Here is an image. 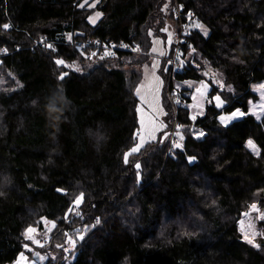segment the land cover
<instances>
[{
    "label": "trees",
    "instance_id": "1",
    "mask_svg": "<svg viewBox=\"0 0 264 264\" xmlns=\"http://www.w3.org/2000/svg\"><path fill=\"white\" fill-rule=\"evenodd\" d=\"M106 1L0 0V264L21 253H39L41 264H264L262 220L260 247L236 227L254 203L252 228L264 214V113L247 112L252 85L264 84V0H178L181 17L202 27L186 30L182 63L166 68L172 0ZM39 36L48 44H35ZM155 37L168 46L157 69L166 129L133 152L135 89ZM96 40L137 41L144 52L108 54ZM206 68L224 85L210 82L211 92L229 104L192 116L174 85L205 80ZM237 106L242 118L217 121ZM174 122L181 147L170 152Z\"/></svg>",
    "mask_w": 264,
    "mask_h": 264
},
{
    "label": "rangeland",
    "instance_id": "2",
    "mask_svg": "<svg viewBox=\"0 0 264 264\" xmlns=\"http://www.w3.org/2000/svg\"><path fill=\"white\" fill-rule=\"evenodd\" d=\"M85 4L87 6H92L94 5L96 2H98V0H85ZM99 13V12H96ZM95 15L93 16V20H96L98 17ZM187 22H189L188 24H186ZM191 20H185L184 18H182V23L184 25V30L186 33V30H189L191 28V26H195V27H199L197 22L194 23H190ZM179 29V22L173 20H168L164 27H163V32L165 34V42L169 43L170 40H173V38H171L172 33H168L170 31ZM152 46H151V50H150V57H151V64H144L142 66V70H143V75H142V80L140 81V83L137 85L136 89H135V95L138 99V104H137V109H139V111L137 110V115H138V122H139V130L138 132L143 133L145 135V140L142 142L140 140V136L138 135L137 137V143L133 148H137V145H139V147L137 148V150L135 152H137L146 142L151 141V140H155L156 137L158 136V134L160 133V131L166 129V123L165 120L163 119L166 111H165V107L163 104V93H162V85H163V79L160 75L159 72H157V69L159 67V65L161 66L163 57L166 53V50H168V46L166 44H164V39L162 37H155L152 40ZM135 44L137 46H140L139 43L137 41H134ZM134 54H141L143 53V49L140 46V51H135V49L133 51H131ZM170 58V57H169ZM169 58L167 59V61L169 60ZM165 61V60H164ZM170 61V60H169ZM176 62H178L176 64ZM165 68L171 67L172 65H178L181 64L182 62L175 60L174 63H169L167 64V62L165 61ZM189 63L192 64L193 67L199 68V65L197 63H192V56L189 60ZM204 74L206 76L205 80H192V79H188V80H184L183 82L180 83H175V89L176 91L181 94L180 92H182L181 95L185 96V97H190L189 101L185 102L180 100V104L178 103L179 99L178 96L176 97V101L173 102H177L180 106L184 105L186 107H189V110H191V114L192 116H199L205 113V107L208 104L213 103L216 106V101L214 99L215 96H219L217 93H212L211 91V84L214 85L219 91L223 88V83L221 81H219L218 79V74L212 70H210L209 68L204 69ZM211 82V84H210ZM261 86H264L263 83H259V84H253L251 89L252 91H254L257 95V99L254 100L253 98L249 97L248 102H247V112L254 114L258 117H260L263 113H264V107H261L262 105H264V96H262V94H264V88H262ZM182 88H185L184 90H181ZM137 89H139V93L137 92ZM198 89H200V91H198ZM176 95V94H175ZM141 97H146L145 100H141ZM166 97L169 98L170 94L166 93ZM184 99V98H183ZM149 101H153L154 104L159 108L162 109V113L157 112L156 113V122L159 125L158 130L153 134V136L149 137L146 133L143 132V129H141L140 126V120H141V114H143L144 116H151L152 112L154 111L153 105L149 103ZM224 101V100H223ZM169 102H171V100L169 99ZM229 102L228 101H224L223 106L228 105ZM178 105V106H179ZM236 109H240L241 112L244 113V115L246 114V111L241 107V106H237L232 108L230 111H224L222 110L218 116H217V121L223 125H227L229 123H231L232 121L238 120L240 118H242L243 116H237L231 120H229L227 123H222L219 119V117L221 115H230L231 112L235 111ZM178 128L181 129V126L178 125ZM167 135V133H166ZM198 135V134H195ZM165 136V135H164ZM175 136L177 138L181 137V131L175 133ZM250 140V139H249ZM248 140V141H249ZM252 140V139H251ZM253 141V140H252ZM254 145H255V151L253 150V148L248 146L247 143V147L253 152V153H258V146L255 144V142L253 141ZM256 204V203H254ZM258 209L260 210V207L258 204H256ZM254 212V211H253ZM252 212V213H253ZM253 228H252V234L255 233V235L253 236L252 239H254V241L256 242V245H259L260 247V240L255 239V237H257L258 235H262V227L255 225L256 222L259 221V219H261V215H253ZM263 220V219H261ZM46 225V231L49 230L50 228V224H45ZM261 228V229H260ZM39 234V233H38ZM32 239L34 240L35 238H37V231L31 233ZM67 244H71L69 243V241L67 242ZM70 246V245H69ZM69 246H66L68 248H70ZM28 249L32 250L31 247H27ZM68 248H64L65 250H67ZM24 257L26 258V264H41L43 262V258L41 257V255H34L31 259H29L26 254H24ZM20 261V255L18 256L17 260L13 263V264H17V262Z\"/></svg>",
    "mask_w": 264,
    "mask_h": 264
},
{
    "label": "built area",
    "instance_id": "3",
    "mask_svg": "<svg viewBox=\"0 0 264 264\" xmlns=\"http://www.w3.org/2000/svg\"><path fill=\"white\" fill-rule=\"evenodd\" d=\"M181 9H182V7L179 4L178 0H172L171 11L173 12L174 17L177 20V22H179V29L168 32V33H172L171 38H173V40H170L169 43L166 42V44L171 48V56L169 58L170 61L168 60V63H171V62L174 63V61L178 59L179 54H180L179 45L182 44L183 36L185 34V30H184L185 24L183 25V23H182ZM35 44H48V43L45 41L44 37L39 36V38L35 41ZM84 45L85 44H82V47ZM94 46L102 47L103 49L109 51L110 54H113L118 49L124 50V51H130V52L133 51L134 49H135V51H140V46H137L134 41H131L129 43L122 42L119 44H115V43L102 44L99 40H96L94 42ZM175 103H177V102H175ZM174 112L176 114V109H174ZM175 123L176 122L173 123L172 130L170 132V136L168 139V145H169L168 147L171 148V149H169L170 152L172 151V147L175 144H177V142H178L177 137L174 136L175 130H176V124ZM173 132H174V135H173ZM253 211L258 213L259 209H258V207L256 209H252L251 205H250L249 208L247 210L243 211L241 213L240 217L236 220V227H237L239 233L242 235L243 239H244L245 232H247L249 234V236L253 238L252 232H251L252 228L250 227L251 226L250 222H248V217ZM241 222H243V230H242ZM262 225L264 228V219L262 220ZM254 243L256 244V242H254Z\"/></svg>",
    "mask_w": 264,
    "mask_h": 264
},
{
    "label": "snow or ice",
    "instance_id": "4",
    "mask_svg": "<svg viewBox=\"0 0 264 264\" xmlns=\"http://www.w3.org/2000/svg\"><path fill=\"white\" fill-rule=\"evenodd\" d=\"M101 15V13H96V16L99 17ZM91 19V18H90ZM94 22V21H93ZM199 27H202L200 25H198ZM5 28L9 27V25H4ZM49 48H51L52 46L51 45H48ZM126 47V46H125ZM110 54V53H108ZM56 63L58 65H62V64H65V61H63L62 59H57L56 60ZM67 66V65H65ZM76 71H80L79 67L77 66L75 68ZM68 74L65 73V72H61L58 79L60 80H64V78L67 76ZM262 88H264V86H261ZM198 91H200V89H198ZM137 92L139 93V89H137ZM262 96H264V94H262ZM61 99H63V97L61 96ZM146 97H141V100H145ZM215 101H216V107H221L224 103V101L221 99L220 96H215L214 97ZM150 104L153 105V108H154V111L152 112V115L151 116H144L143 114H141V120H140V126H141V129H143V132L146 133L149 137L153 136V134L158 130V127L159 125L157 124L156 122V113L157 112H160L161 114L162 113V109H159L153 101H149ZM261 107H264V105H262ZM139 111V109H137ZM244 113L241 112L240 109H236L235 111L231 112L230 115H221L219 117L220 121L222 123H227L229 120L237 117V116H243ZM193 119H195V117H193ZM137 135L140 136V140L143 142L145 140V135L143 133H140L138 132ZM204 133L203 132H200L199 133V136H203ZM248 146L253 148V150L255 151V145L253 143V141L250 139L248 142ZM139 147V145H137V148ZM175 147L179 148L181 147L180 144H175ZM137 148H133L132 151L135 152L137 150ZM258 154V153H257ZM195 158L194 157H189V160H194ZM125 162L127 163V154H125ZM140 165L139 164H136V168H139ZM3 193H0V195H2ZM251 208L252 209H256L257 208V205L256 204H252L251 205ZM261 219H264V214L261 215ZM97 223H99V220H97ZM241 225H242V230H243V222H241ZM251 227V226H250ZM36 229L35 228H32V227H29L28 229H26V232H25V235H26V238L27 239H32V236H31V233L35 232ZM253 236L255 235V233L252 234ZM82 238V237H81ZM244 239L250 243V244H253V246L255 247H259V245H256L254 243V240L252 239V237L249 236V234L247 232H245V235H244ZM34 242H37L38 241H34ZM69 243H72V241H69ZM25 247H27V245H25ZM37 255H39V253H37ZM17 264H26V258L24 257L23 253L20 254V261L17 262Z\"/></svg>",
    "mask_w": 264,
    "mask_h": 264
},
{
    "label": "water",
    "instance_id": "5",
    "mask_svg": "<svg viewBox=\"0 0 264 264\" xmlns=\"http://www.w3.org/2000/svg\"><path fill=\"white\" fill-rule=\"evenodd\" d=\"M106 2H107L106 0H103V3L99 5V8L102 9L106 5Z\"/></svg>",
    "mask_w": 264,
    "mask_h": 264
},
{
    "label": "bare ground",
    "instance_id": "6",
    "mask_svg": "<svg viewBox=\"0 0 264 264\" xmlns=\"http://www.w3.org/2000/svg\"><path fill=\"white\" fill-rule=\"evenodd\" d=\"M240 93V92H239ZM235 96V95H234ZM217 113V112H216ZM177 120V119H176ZM165 160V159H164Z\"/></svg>",
    "mask_w": 264,
    "mask_h": 264
}]
</instances>
